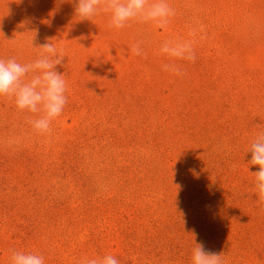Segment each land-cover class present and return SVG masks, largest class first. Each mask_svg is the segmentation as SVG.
<instances>
[{
    "label": "rangeland",
    "instance_id": "obj_1",
    "mask_svg": "<svg viewBox=\"0 0 264 264\" xmlns=\"http://www.w3.org/2000/svg\"><path fill=\"white\" fill-rule=\"evenodd\" d=\"M169 3L166 29H116L108 14L79 21L75 0H0V58L32 62L52 39L67 83L46 134L0 97V264L12 250L44 264H191L195 243L264 264L248 151L264 131V0ZM192 29L195 62L165 71L161 44Z\"/></svg>",
    "mask_w": 264,
    "mask_h": 264
},
{
    "label": "clouds",
    "instance_id": "obj_2",
    "mask_svg": "<svg viewBox=\"0 0 264 264\" xmlns=\"http://www.w3.org/2000/svg\"><path fill=\"white\" fill-rule=\"evenodd\" d=\"M75 16L79 21H91L100 14L109 15L110 28L122 29L135 21L142 24H154L159 29H166L176 11L169 0H75ZM193 39H170L161 44L159 53L171 63L162 67L177 76L184 73L175 61L195 62V36L192 29L188 34ZM35 37V36H34ZM48 42L39 45V57L29 63L21 64L15 57L4 60L0 58V97L13 99L18 110L37 114L29 122L39 134L51 132L52 122L59 117L67 104V83L64 74L59 73L57 66L62 65L64 53ZM34 38L32 40L33 45ZM143 41L131 46L133 55H145L141 47ZM30 75V79L27 77ZM248 151L251 152L250 164L258 165L253 173L257 204L264 212V131L259 132L252 140ZM10 264H44V257L31 252L11 251ZM79 264H120L119 260L107 254L99 258H85ZM191 264H226L224 253L207 250L203 243H195L192 250Z\"/></svg>",
    "mask_w": 264,
    "mask_h": 264
}]
</instances>
